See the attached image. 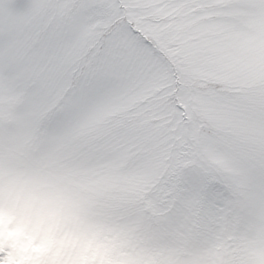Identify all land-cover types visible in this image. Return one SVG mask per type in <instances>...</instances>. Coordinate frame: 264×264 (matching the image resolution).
Masks as SVG:
<instances>
[{
  "label": "snow or ice",
  "instance_id": "snow-or-ice-1",
  "mask_svg": "<svg viewBox=\"0 0 264 264\" xmlns=\"http://www.w3.org/2000/svg\"><path fill=\"white\" fill-rule=\"evenodd\" d=\"M0 264H264V0H0Z\"/></svg>",
  "mask_w": 264,
  "mask_h": 264
}]
</instances>
